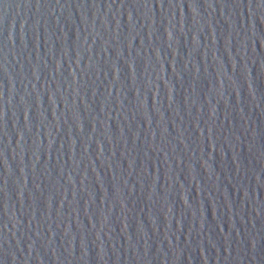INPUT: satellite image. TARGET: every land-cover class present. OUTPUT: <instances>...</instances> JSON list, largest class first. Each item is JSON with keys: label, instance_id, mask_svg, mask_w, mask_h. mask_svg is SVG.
Returning a JSON list of instances; mask_svg holds the SVG:
<instances>
[{"label": "water", "instance_id": "95a60500", "mask_svg": "<svg viewBox=\"0 0 264 264\" xmlns=\"http://www.w3.org/2000/svg\"><path fill=\"white\" fill-rule=\"evenodd\" d=\"M0 264H264V0H0Z\"/></svg>", "mask_w": 264, "mask_h": 264}]
</instances>
